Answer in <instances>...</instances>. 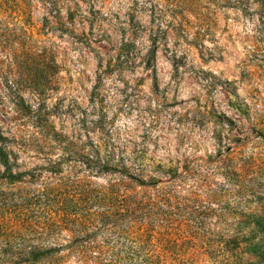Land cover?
Listing matches in <instances>:
<instances>
[{"label": "rangeland", "instance_id": "374dc122", "mask_svg": "<svg viewBox=\"0 0 264 264\" xmlns=\"http://www.w3.org/2000/svg\"><path fill=\"white\" fill-rule=\"evenodd\" d=\"M19 6L0 17L22 29L20 46L38 48L55 64H7L8 50L0 46V126L18 155L13 172L42 170L15 184L1 180L0 189L66 188L88 176L78 165L87 151L100 147L105 156L110 147L139 162L146 180L156 178L161 200L145 208L153 230L146 235L167 264L255 262L248 245L261 235L252 215L264 213L258 0H20ZM18 65L17 71L31 66V75L36 66L52 67L47 91L39 95L24 83L25 68L14 80L10 70ZM62 158L60 172L49 171ZM115 176L90 181L106 187ZM133 187L144 198L156 191Z\"/></svg>", "mask_w": 264, "mask_h": 264}, {"label": "trees", "instance_id": "16d2710c", "mask_svg": "<svg viewBox=\"0 0 264 264\" xmlns=\"http://www.w3.org/2000/svg\"><path fill=\"white\" fill-rule=\"evenodd\" d=\"M19 4L20 0H0V15L8 18L20 12ZM258 4L264 10V0H258ZM18 30L22 29L0 17V46L8 50L7 64H55L38 48L20 46L15 40ZM27 66L21 71H17L19 65L16 70L12 68L11 75L18 79L25 68L24 83L43 94L48 89L52 67L36 66L34 69L39 71L31 75L26 72L31 66ZM12 86L17 89L19 83ZM11 143L0 126V165L4 168L0 181L15 184L25 174L40 176L42 170L13 172L18 155ZM106 149L105 156H101L100 147L87 151L83 155L87 161L78 165L88 176L72 181L66 188L44 186L12 194L0 189V264H71V258L79 264H167L161 253L152 252L150 236L146 235L153 230L145 208L158 207V198L161 200L162 193L154 184L156 178L146 180L141 164L133 162L127 152L117 154L110 147ZM64 161L62 158L50 164L49 171L60 172L56 169ZM108 173L116 176L106 187H96L90 181V177ZM134 184L155 187L154 197L144 198ZM252 218L261 240L249 243L256 258L249 264H264V213L253 214Z\"/></svg>", "mask_w": 264, "mask_h": 264}]
</instances>
